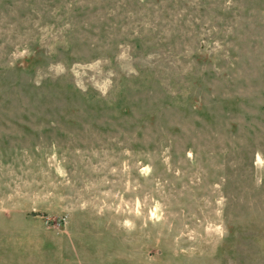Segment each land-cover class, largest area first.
I'll use <instances>...</instances> for the list:
<instances>
[{
	"label": "rangeland",
	"instance_id": "rangeland-1",
	"mask_svg": "<svg viewBox=\"0 0 264 264\" xmlns=\"http://www.w3.org/2000/svg\"><path fill=\"white\" fill-rule=\"evenodd\" d=\"M0 264H264V0H0Z\"/></svg>",
	"mask_w": 264,
	"mask_h": 264
}]
</instances>
